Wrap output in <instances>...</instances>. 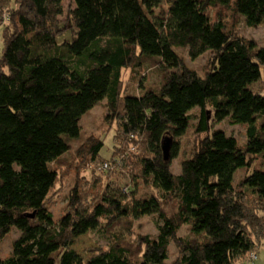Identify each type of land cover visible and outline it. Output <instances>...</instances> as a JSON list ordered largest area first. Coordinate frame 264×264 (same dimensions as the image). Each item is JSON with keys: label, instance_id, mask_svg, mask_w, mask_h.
I'll list each match as a JSON object with an SVG mask.
<instances>
[{"label": "trees", "instance_id": "trees-1", "mask_svg": "<svg viewBox=\"0 0 264 264\" xmlns=\"http://www.w3.org/2000/svg\"><path fill=\"white\" fill-rule=\"evenodd\" d=\"M71 1L62 20L64 0H0V239L19 234L0 264H253L264 236V172L254 170L264 158V95L252 85L264 75V49L208 10L264 26V0ZM67 32L70 41L57 43ZM178 49L191 60L210 54L212 67L199 76ZM145 59L163 68L160 84L124 94L123 70ZM103 99L114 125L110 157L95 134L71 154L82 116ZM194 109L195 133L205 135L173 174ZM224 119L245 126L243 147L212 129ZM69 157L96 181L92 167L103 166L106 180L93 194L76 181L55 220L48 194ZM143 216L156 235L140 244L115 241L88 261L71 249L102 221L113 229ZM171 245L177 255L167 263Z\"/></svg>", "mask_w": 264, "mask_h": 264}, {"label": "rangeland", "instance_id": "rangeland-1", "mask_svg": "<svg viewBox=\"0 0 264 264\" xmlns=\"http://www.w3.org/2000/svg\"><path fill=\"white\" fill-rule=\"evenodd\" d=\"M64 15L61 18L64 20L66 18V12L69 8H73L74 4L71 0H64ZM209 17L212 21L221 20L227 23L228 29H234L242 37L252 40L256 43L258 48L264 49V26L248 27L246 26L242 19L234 16L225 7L209 8ZM224 22V23H225ZM71 33H65L64 35L57 38V43H62L67 40L70 41ZM179 54L185 59V63L188 68H191L199 76H204L205 73L212 67L210 54H204L195 60H191L187 56L186 49H178ZM164 75V70L156 59H145L142 60L137 67L131 69H125L122 72V84L124 94H139L141 85L148 87L158 86ZM252 90L260 92L264 95V75L252 85ZM105 99L98 102L93 106L87 113H85L80 121L81 130L80 137L77 141L72 142L71 154L79 146L83 139L90 135L95 134L102 137L104 145L101 149V156L103 158H109L112 153V148L114 145V125L110 123L112 117L111 113L105 108ZM208 117L210 118V111H207ZM198 110L194 109L192 111V118L189 124V128L179 140V152L175 159L171 160L170 169L173 174H178L180 172V163L184 158L189 157L194 145L197 143L198 138H202L203 135H197L195 133V126L197 124ZM212 129H219L225 132L227 136L233 137L240 147L246 142V133L244 125H233L230 124L229 119H224L222 121L214 120L211 122ZM71 165L69 167L65 166L62 170L71 167H78V173L75 170H69L67 173L63 174V171L58 170L59 181L51 188L48 194L47 203L49 204V210L52 212L54 219H58L63 213L64 207L68 202V193L70 188L77 181V185L80 190L84 192L93 194L98 192V188L104 184L106 178L104 177L105 170L99 167V164L92 167V170L100 172L99 181L95 179V173L87 168H82L78 161L72 159ZM254 170L264 172V158L258 156L255 161ZM85 169V170H83ZM75 171V172H74ZM62 172V173H61ZM61 174V175H60ZM98 174V173H96ZM244 169H239L234 174L235 184L239 183L244 177ZM144 190L146 192L152 193L148 186H139V191ZM88 196V195H87ZM127 196V195H126ZM93 197V196H92ZM91 197V198H92ZM89 198V196H88ZM169 207H167L168 209ZM179 234L185 236L188 234V227L184 226L181 228ZM18 231L16 228L12 229L3 239H0V258L10 255L12 244L18 237ZM156 235V229L149 216H143L136 220H132L131 226H128L126 220L120 221L113 229H108L104 225V221L101 222L100 228L95 231H89L84 235L79 236L71 249L74 250L84 261H88L95 254L107 251L109 246L115 241L117 242H130L133 244L139 243L143 236L153 237ZM132 249H136V246H131ZM170 257L165 260V262L170 263L176 257L177 252L173 245L169 246ZM244 259H241L236 264H242ZM246 264V262L244 263ZM253 264H264V236L260 239L259 247L257 250V259Z\"/></svg>", "mask_w": 264, "mask_h": 264}, {"label": "water", "instance_id": "water-1", "mask_svg": "<svg viewBox=\"0 0 264 264\" xmlns=\"http://www.w3.org/2000/svg\"><path fill=\"white\" fill-rule=\"evenodd\" d=\"M163 152H164V159L167 160L168 158V145H166L163 149ZM32 217V215H31Z\"/></svg>", "mask_w": 264, "mask_h": 264}, {"label": "built area", "instance_id": "built-area-1", "mask_svg": "<svg viewBox=\"0 0 264 264\" xmlns=\"http://www.w3.org/2000/svg\"><path fill=\"white\" fill-rule=\"evenodd\" d=\"M253 257V256H252Z\"/></svg>", "mask_w": 264, "mask_h": 264}]
</instances>
